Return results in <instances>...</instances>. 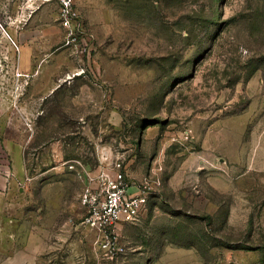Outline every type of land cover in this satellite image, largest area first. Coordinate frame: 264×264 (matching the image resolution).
<instances>
[{
    "label": "rangeland",
    "instance_id": "374dc122",
    "mask_svg": "<svg viewBox=\"0 0 264 264\" xmlns=\"http://www.w3.org/2000/svg\"><path fill=\"white\" fill-rule=\"evenodd\" d=\"M72 9L0 0V264H264V0ZM117 165L154 189L107 261L65 224Z\"/></svg>",
    "mask_w": 264,
    "mask_h": 264
},
{
    "label": "built area",
    "instance_id": "2783aa9c",
    "mask_svg": "<svg viewBox=\"0 0 264 264\" xmlns=\"http://www.w3.org/2000/svg\"><path fill=\"white\" fill-rule=\"evenodd\" d=\"M64 23L69 25L77 17L72 0H61ZM83 192L79 203L82 213L67 224L75 229H88L94 233L92 242L96 254L103 260H116L126 253L121 243L120 229L134 224L148 211L154 183L144 180L130 182L117 165L109 170L81 171Z\"/></svg>",
    "mask_w": 264,
    "mask_h": 264
},
{
    "label": "crops",
    "instance_id": "0c3cea01",
    "mask_svg": "<svg viewBox=\"0 0 264 264\" xmlns=\"http://www.w3.org/2000/svg\"><path fill=\"white\" fill-rule=\"evenodd\" d=\"M8 184H9V180L8 179L0 177V190L1 191L7 189L8 188ZM9 186H10V184H9ZM8 190H9V188H8ZM9 192L11 193V190ZM78 206H79L78 209L81 210L80 203H79ZM76 211L77 212L74 211V216L75 217H78L82 213V211H78V210H76ZM65 225H66L65 227L69 231H71L73 233H77L79 235L80 232H82L83 233V240H85L87 242V244H89V246L91 247V249H93L92 242H93V240L95 238L93 232H91L88 229H83V228L75 229V228L69 226L68 224H65ZM92 251H94V249Z\"/></svg>",
    "mask_w": 264,
    "mask_h": 264
}]
</instances>
